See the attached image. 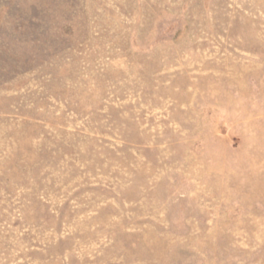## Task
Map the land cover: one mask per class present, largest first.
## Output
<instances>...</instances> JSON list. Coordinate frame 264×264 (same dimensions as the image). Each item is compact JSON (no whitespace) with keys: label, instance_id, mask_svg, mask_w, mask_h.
Returning <instances> with one entry per match:
<instances>
[{"label":"rangeland","instance_id":"rangeland-1","mask_svg":"<svg viewBox=\"0 0 264 264\" xmlns=\"http://www.w3.org/2000/svg\"><path fill=\"white\" fill-rule=\"evenodd\" d=\"M0 264H264V0H0Z\"/></svg>","mask_w":264,"mask_h":264}]
</instances>
